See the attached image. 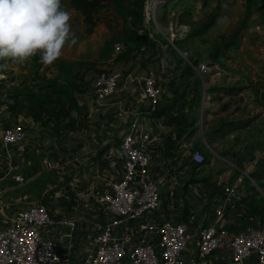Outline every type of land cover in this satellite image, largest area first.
Here are the masks:
<instances>
[{"label":"built area","instance_id":"obj_1","mask_svg":"<svg viewBox=\"0 0 264 264\" xmlns=\"http://www.w3.org/2000/svg\"><path fill=\"white\" fill-rule=\"evenodd\" d=\"M165 72L97 70V108L122 81L138 93L111 111L110 140L69 153L0 107V264H264V216L247 202L258 158L215 185L195 178L203 152L175 153L173 131L145 119L171 95Z\"/></svg>","mask_w":264,"mask_h":264},{"label":"rangeland","instance_id":"obj_2","mask_svg":"<svg viewBox=\"0 0 264 264\" xmlns=\"http://www.w3.org/2000/svg\"><path fill=\"white\" fill-rule=\"evenodd\" d=\"M70 2L61 6L76 43L52 64L39 53L23 64L0 60V90L8 95L0 107L15 118L51 121L64 105L81 101L100 68L126 75L162 60L163 77L177 84L160 100L172 104L165 116L175 137L169 145L179 155L199 148L205 163L195 178L211 185L258 158L250 201L264 216V0H156V7L150 0H104L95 25ZM189 60L208 71L194 66L179 76Z\"/></svg>","mask_w":264,"mask_h":264},{"label":"clouds","instance_id":"obj_3","mask_svg":"<svg viewBox=\"0 0 264 264\" xmlns=\"http://www.w3.org/2000/svg\"><path fill=\"white\" fill-rule=\"evenodd\" d=\"M69 20L61 0H0V60L23 64L39 53L52 64L76 43Z\"/></svg>","mask_w":264,"mask_h":264},{"label":"crops","instance_id":"obj_4","mask_svg":"<svg viewBox=\"0 0 264 264\" xmlns=\"http://www.w3.org/2000/svg\"><path fill=\"white\" fill-rule=\"evenodd\" d=\"M170 61L172 62V59ZM142 71V69H134L129 72L138 74ZM95 73L93 72L88 78L89 82L85 86L86 91L80 96V102L71 103L67 107L64 105L59 112H56L57 115L51 116L52 122L44 121L42 123L46 128V140L56 145L58 152L69 153V149L72 151V148L81 145L84 147L87 144L93 147V144L100 143V140H110L115 134L114 128L107 122L111 111L138 93V87L135 83L122 81L116 93L105 99L101 108H97L90 90V82ZM128 96H130L129 99L126 98ZM166 113L167 110L159 115L153 112L152 116L145 119L147 123L154 125L159 130L171 131L173 130L172 125L165 122Z\"/></svg>","mask_w":264,"mask_h":264},{"label":"trees","instance_id":"obj_5","mask_svg":"<svg viewBox=\"0 0 264 264\" xmlns=\"http://www.w3.org/2000/svg\"><path fill=\"white\" fill-rule=\"evenodd\" d=\"M103 1L104 0H71L70 3H71L72 8L80 11L84 15L86 22H88L90 25H95L97 22L96 14L99 11V9L103 6L102 5ZM61 2H62V0H61ZM190 62H192V61H190ZM175 64L176 65L173 69L174 72L176 70L175 68L177 66H179V61L176 60ZM186 65L187 66L182 69L179 76L189 75L191 73L192 66L189 63H187ZM176 77H177V74H176ZM173 79H174L173 76L172 77L169 76V80L167 82V87H170V86L172 87L174 85H177L175 82H173L174 81ZM176 90L177 89H174L175 93H177ZM0 102L1 103L8 102V95H4V92H2L1 90H0ZM171 106H172L171 102L161 101V103H159V107L156 108L154 113L158 114V115L162 114L167 108H170ZM250 200L251 199L249 197L247 199V202L251 206V208L255 212H258L261 214V211H258V208L256 206H254L253 204H251Z\"/></svg>","mask_w":264,"mask_h":264}]
</instances>
